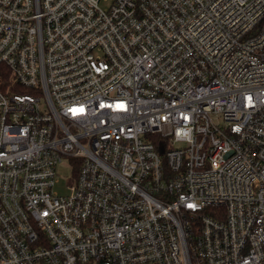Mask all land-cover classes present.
I'll use <instances>...</instances> for the list:
<instances>
[{
	"label": "built area",
	"instance_id": "1",
	"mask_svg": "<svg viewBox=\"0 0 264 264\" xmlns=\"http://www.w3.org/2000/svg\"><path fill=\"white\" fill-rule=\"evenodd\" d=\"M0 264H264V0H0Z\"/></svg>",
	"mask_w": 264,
	"mask_h": 264
},
{
	"label": "rangeland",
	"instance_id": "2",
	"mask_svg": "<svg viewBox=\"0 0 264 264\" xmlns=\"http://www.w3.org/2000/svg\"><path fill=\"white\" fill-rule=\"evenodd\" d=\"M101 6L105 7L106 3H101ZM57 175L58 182L55 185V192L60 195L70 194L72 192L70 183L73 180V171L68 167L66 162L62 166H59Z\"/></svg>",
	"mask_w": 264,
	"mask_h": 264
}]
</instances>
